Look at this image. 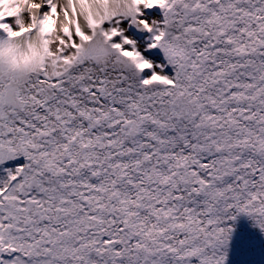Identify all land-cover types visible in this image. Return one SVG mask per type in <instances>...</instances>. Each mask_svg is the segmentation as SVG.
Segmentation results:
<instances>
[{
    "label": "snow or ice",
    "instance_id": "snow-or-ice-1",
    "mask_svg": "<svg viewBox=\"0 0 264 264\" xmlns=\"http://www.w3.org/2000/svg\"><path fill=\"white\" fill-rule=\"evenodd\" d=\"M264 238V0H0V264H229Z\"/></svg>",
    "mask_w": 264,
    "mask_h": 264
},
{
    "label": "bare ground",
    "instance_id": "bare-ground-1",
    "mask_svg": "<svg viewBox=\"0 0 264 264\" xmlns=\"http://www.w3.org/2000/svg\"><path fill=\"white\" fill-rule=\"evenodd\" d=\"M229 264H264V238L241 219L232 241Z\"/></svg>",
    "mask_w": 264,
    "mask_h": 264
}]
</instances>
